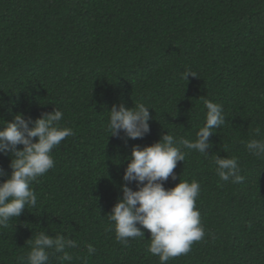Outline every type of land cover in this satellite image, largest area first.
<instances>
[{
	"label": "trees",
	"instance_id": "obj_1",
	"mask_svg": "<svg viewBox=\"0 0 264 264\" xmlns=\"http://www.w3.org/2000/svg\"><path fill=\"white\" fill-rule=\"evenodd\" d=\"M187 69L196 76L182 79ZM205 100L221 103L226 117L209 137L210 155L190 152L165 181H199L205 236L167 264H264V157L246 148L257 127L264 134V0H0V119L58 108L61 126L74 130L32 185L37 205L0 228V264H21L40 231L77 242L66 249L71 261L55 253L49 264H160L147 252L150 230L123 245L107 215L132 147L169 131L195 140ZM134 102L152 107L150 132L111 136L112 105ZM217 155L238 158L241 183L220 180ZM10 161L0 153L9 174Z\"/></svg>",
	"mask_w": 264,
	"mask_h": 264
},
{
	"label": "clouds",
	"instance_id": "obj_2",
	"mask_svg": "<svg viewBox=\"0 0 264 264\" xmlns=\"http://www.w3.org/2000/svg\"><path fill=\"white\" fill-rule=\"evenodd\" d=\"M189 74L196 76L187 69L182 79L188 80ZM204 106L205 121L197 130L195 140L169 131L153 144L132 147L127 158L130 162L123 174L124 183L120 185L122 196L107 215L108 221L115 226V239L123 245H127L130 238L144 237L143 229L150 230L147 252L158 256L160 264L187 254L193 242L205 236L196 207L201 192L199 181L180 179L174 187H165L170 176L173 180L177 178L174 172L177 162H184L190 152L210 155L206 152L212 147L209 137L214 129L225 124L221 103L205 100ZM150 108L144 102H134L131 108L124 103L113 104L107 124L111 136L143 138L150 132L149 121L153 119ZM63 116L64 113L56 108L35 120L25 119L22 112H17L12 121L0 119V153L11 157L10 174L0 166V177H7L0 181V228H7L9 221L20 217L26 207L37 205L33 183L39 182L40 177L54 168L53 149L66 137L74 135L71 127L61 126ZM246 148L249 153L264 157V134L259 127L254 130V138L246 142ZM214 164L221 181L241 183L244 180L237 157L217 155ZM132 182L136 183V190L130 187ZM28 241L30 251L20 258L21 264H49L50 256L55 253H62L61 261H71L73 257L66 249L77 247L75 240L63 234L50 236L45 231L36 233ZM87 252L89 255L96 252L93 244H87Z\"/></svg>",
	"mask_w": 264,
	"mask_h": 264
}]
</instances>
